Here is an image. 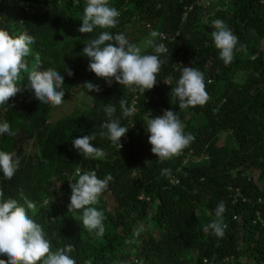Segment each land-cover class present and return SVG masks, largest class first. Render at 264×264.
Returning <instances> with one entry per match:
<instances>
[{
  "label": "trees",
  "instance_id": "trees-1",
  "mask_svg": "<svg viewBox=\"0 0 264 264\" xmlns=\"http://www.w3.org/2000/svg\"><path fill=\"white\" fill-rule=\"evenodd\" d=\"M109 3L120 12L109 29L113 34L123 33L133 44L151 31L162 34L156 42L168 51L161 56L157 84L144 94L113 79L94 93L91 104L56 119L85 82L98 78L81 53L101 30L78 31L86 0H0V27L12 36L33 37L29 72L53 67L65 74L60 106L34 99L28 72L21 73L20 92L0 105V120L13 133L0 135V150L20 160L11 180L0 174L5 198L31 201L29 214L42 225L52 250L73 245L77 264H264V5L224 0L204 18L202 0ZM217 19L238 37L230 64L219 58L212 39ZM144 54H154L153 48ZM181 65L204 74L209 97L204 105L179 109L171 96ZM107 104L117 109L113 118L130 129L121 149L99 135L108 120ZM123 108L135 111L126 117ZM165 110L176 112L184 133L194 139L180 154L160 159L151 151L146 118ZM93 133L105 155L83 158L71 142ZM20 136L35 139L30 155H24ZM85 171L112 177L94 205L104 212L102 236L83 227L82 210L69 211V182ZM221 202L222 237L208 229Z\"/></svg>",
  "mask_w": 264,
  "mask_h": 264
},
{
  "label": "clouds",
  "instance_id": "clouds-1",
  "mask_svg": "<svg viewBox=\"0 0 264 264\" xmlns=\"http://www.w3.org/2000/svg\"><path fill=\"white\" fill-rule=\"evenodd\" d=\"M120 12L110 5L109 0H86L83 10L82 24L78 31L82 34L93 33L100 29L95 38L90 39L82 50V56L89 60V70L96 77L105 80L109 86L113 79L132 92L146 93L157 84L164 60L161 59L168 51L162 42L156 38L161 33L151 31L145 44L153 48L154 54H142L140 46L130 43L123 33L113 34L109 29L119 22ZM212 39L219 50V58L230 64L238 50V37L233 34L224 21L213 22ZM33 37L27 33L12 36L10 32L0 27V105H6L10 98L20 92V77L22 72H28L29 87L36 101L44 105L60 106L64 102L65 74L53 67L45 70L29 72L26 57L30 54ZM181 69V76L176 86L171 87V96L179 103V109L189 106L204 105L209 97L205 90L204 74L195 67ZM66 74L73 73L67 69ZM86 93H99L101 88L92 82L82 86ZM123 107V105H121ZM108 120L99 133L114 145L122 148V139L126 137L129 128L122 126L119 119L113 116L117 109L112 104L104 108ZM135 109L123 108V115H132ZM182 124L176 112L165 110L162 115L146 118V132L152 153L160 159H169L181 153L194 139L184 133ZM12 135L10 123L0 120V135ZM96 134L76 136L71 144L83 158H102L105 153L102 148L94 145ZM20 165L19 158L13 153L0 150V174L11 180ZM167 171V170H165ZM112 180L110 175L101 179L95 171H85L78 175L75 182H69L71 197L69 211H80L81 222L88 231L95 230L97 236L104 234V212L96 205L101 194ZM33 204L28 199L21 204L17 199L5 198L0 189V264H77L72 257L73 245L52 250V243L42 225L29 214ZM225 212L221 202L215 215L217 220L208 226L215 235L223 236L225 226L219 222ZM208 229H205L206 231ZM7 257V260L3 259Z\"/></svg>",
  "mask_w": 264,
  "mask_h": 264
},
{
  "label": "rangeland",
  "instance_id": "rangeland-1",
  "mask_svg": "<svg viewBox=\"0 0 264 264\" xmlns=\"http://www.w3.org/2000/svg\"><path fill=\"white\" fill-rule=\"evenodd\" d=\"M223 1L224 0H202L203 17L206 18L212 9L219 8L220 4ZM147 29L151 30L149 27H147ZM134 36H137V35H134ZM148 38L149 37L142 38L140 42L135 43L137 46L141 47L142 54L148 52L152 48L145 44V41ZM92 83L99 85L100 87L107 85L105 80L102 78H97ZM94 93L95 92L86 93V90L84 88H81V90L78 92L77 98L74 101H71L62 111L58 112L55 118L60 119L66 115L71 114L73 111H75L78 108L80 109L85 105L91 104ZM21 148H22L24 155H30V153L34 152V150L37 149V144H36L35 139H26L25 136H22L21 137ZM139 232L142 233V229H139Z\"/></svg>",
  "mask_w": 264,
  "mask_h": 264
},
{
  "label": "built area",
  "instance_id": "built-area-1",
  "mask_svg": "<svg viewBox=\"0 0 264 264\" xmlns=\"http://www.w3.org/2000/svg\"><path fill=\"white\" fill-rule=\"evenodd\" d=\"M261 5H264V0H257ZM163 40H166V37L163 35L162 36Z\"/></svg>",
  "mask_w": 264,
  "mask_h": 264
}]
</instances>
